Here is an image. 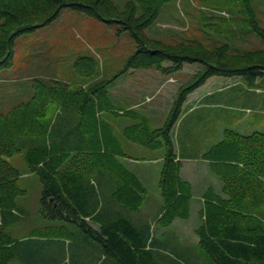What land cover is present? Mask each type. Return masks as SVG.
Listing matches in <instances>:
<instances>
[{
	"label": "trees",
	"instance_id": "obj_1",
	"mask_svg": "<svg viewBox=\"0 0 264 264\" xmlns=\"http://www.w3.org/2000/svg\"><path fill=\"white\" fill-rule=\"evenodd\" d=\"M175 1L130 0L120 9L115 0H0V71L13 66L17 38L49 26L66 8L116 24L119 33L129 32L136 42L135 53L111 79L89 89L64 81L35 80L27 101L7 112L0 106V264L15 259L14 247L20 243L7 229L20 218L18 199L25 191L18 185L19 170L6 158L22 152L29 171L43 185L44 217L81 228L84 237L100 243L109 264H185L168 259L160 246L165 242L153 233V226L167 229L175 220L191 216L193 189L180 175L175 126L188 97L213 77L238 78L241 87L262 89L264 49L232 53L227 45L209 48L199 42L150 38L146 30ZM242 4L250 30L264 43L253 0H242ZM186 64H199L202 69L179 88L165 124L154 130L144 123L127 128L136 143L165 148L159 179L163 210L154 221L145 220L141 229L131 215L141 210L146 188L112 149L117 136L99 115L109 110L107 89L130 70L170 75ZM75 66L80 77L99 72L92 58L80 57ZM52 105L60 108L55 117L50 114ZM204 159L227 195L224 199L212 189L204 195L202 224L196 234L208 264H264V133L242 135L226 129ZM93 251L89 255L97 256Z\"/></svg>",
	"mask_w": 264,
	"mask_h": 264
},
{
	"label": "rangeland",
	"instance_id": "obj_2",
	"mask_svg": "<svg viewBox=\"0 0 264 264\" xmlns=\"http://www.w3.org/2000/svg\"><path fill=\"white\" fill-rule=\"evenodd\" d=\"M128 1L130 0H115V3L118 8L123 9ZM253 7L258 23L264 28V0H253ZM248 21V15L243 12L242 0H177L165 6L158 21L146 30V34L152 39L167 43L199 42L209 48L227 45L232 53L264 49L263 40L250 30ZM119 28L116 24L66 8L49 26L17 38L13 66L0 71L2 112L27 101V98L33 95L35 80L64 81L89 89L102 80L114 77L136 51V42L131 34L119 33ZM80 57L94 59L98 74L90 78L80 77L75 66ZM169 65L168 62L164 64L166 67ZM201 69L199 64H186L183 70L170 75H163L157 70H130L117 79L110 90L128 86L130 90L134 87L141 89L143 82L139 81L140 77H146V80H153L155 83L159 81V77L165 76V83L158 84V92L151 94L150 90L154 88L150 89L149 85L145 84L149 90L143 100L148 102L145 104L147 106L153 102V98L159 96V107H163L161 110L168 107V111L172 109L179 88ZM129 76H135V79ZM133 80H138L139 83ZM238 81V78L213 77L188 97V102H198L207 94L201 105L190 110L188 117H181L175 127L174 143L177 150H180L181 146L183 153L196 154L218 143L226 129L242 135L264 133V87L249 89L237 85ZM142 97L140 94L138 98ZM115 105L118 107L117 111L125 109L126 106L120 102ZM56 111L60 112V108L52 105L50 114L53 117ZM143 114L145 116L144 112ZM158 117L159 115L154 120H158ZM114 120L109 116L103 121L111 128V122ZM162 125L152 120L149 123L150 129L153 130ZM120 128L123 129V124ZM120 128L118 132L121 134ZM111 131L117 133L115 130ZM188 141L191 142V147L187 146ZM128 154L137 160L123 163L132 172L143 174L142 178L147 187L146 206L154 213L159 201L162 205L159 177L163 160L159 162L158 157L165 155V148L162 146L152 150L136 145L128 149ZM6 159L19 170L18 185L25 191V195L18 199L20 218L7 229L14 239L20 241L14 247L15 259L9 264H109L100 251V243L87 235V238L84 237L81 228L44 217L41 203L43 185L39 176L29 171L25 152ZM199 175L212 178L209 174ZM215 176L217 182L214 186L217 192L227 199V195L222 192V181L216 174ZM210 189L204 186L198 188L190 205V208H193L191 217L178 221L170 228L175 234L166 235L161 240L165 242L160 244L162 252L168 259L185 264L209 263L207 254L199 246L196 231L202 224L200 211L204 195ZM157 235L160 236L159 232ZM92 251L98 255L90 256L89 252ZM85 256L90 258L84 259Z\"/></svg>",
	"mask_w": 264,
	"mask_h": 264
},
{
	"label": "crops",
	"instance_id": "obj_3",
	"mask_svg": "<svg viewBox=\"0 0 264 264\" xmlns=\"http://www.w3.org/2000/svg\"><path fill=\"white\" fill-rule=\"evenodd\" d=\"M164 77H162V78L159 77V81L155 82V83L152 82L153 80H146V77H140L141 79L139 78V81L143 82V86L141 89L138 87H134L132 90H130V87L128 86V87L121 88V89L117 88V90H110V87H111V85H113L115 83L114 82L113 84L110 85L109 89L107 90V95H108V92H109V95L107 96L108 99H107L105 107L109 108V110L101 112L99 117H101L103 120L107 119V117H109V116L113 117V119H115L114 122H111L112 127L110 129L115 130V132L117 131L118 134L115 133V135L117 136V141L113 140V143L111 144V146H112V149L116 148V149H114V151L116 153H119L122 155L120 157V160L122 163L126 162V161L134 162V160H137V159H134L133 157H130V155L128 154L129 148H133L136 145H140V146H145L146 149H151L146 145L138 144L135 141H133L130 138V136L127 135V130H128L127 128L134 126V125H137L139 123H144V122H145V125L149 126V123L151 120L156 122L157 124H163V125L166 122L167 116L169 115L171 109L166 111V108H168V107H166L165 110H161L163 107L162 108L159 107L161 105L160 104L161 101L158 100L159 96H156L155 99L153 98V102L149 103V105H147V106H145V104H147L148 102L145 101V99L143 100V98H146L145 93L147 92V90H149V89H146L145 84H148L149 85L148 87L150 89H151V87L154 88L153 90H150L151 92L149 91L151 94H153L154 92H158L160 90L159 89L160 86H158V84H160V83L164 84L165 83ZM129 78L135 79V76H129ZM153 79H156V78L153 77ZM139 81L133 80V82H135V83H139ZM140 94H142L143 97L139 99L138 97ZM205 96L203 98L199 99L198 102L196 100H193L191 103L187 101L184 108H183V113H182L181 117H183L184 115H186V117H188L189 111L194 109L195 107L201 105L202 101L205 100ZM140 100H143V101H140ZM149 100H151V99L149 98ZM119 102L126 105L125 109H123V110L119 109V111H117L118 107H116L115 104H119ZM143 112L145 113V116H144ZM157 115H159L158 120L157 119L154 120ZM181 117H180L178 123L180 122ZM182 123L180 124V126L182 125ZM122 124H123V129L120 128V125H122ZM119 128L121 129V132H122L121 134L118 132ZM187 146L191 147V142L189 143V141H188ZM211 147L204 148V149H202V151H200L196 154H192L190 152L185 154V153H183L181 146H180V150H177V148L175 146V149H176V152L178 155V160H180L182 162V168H181V172H180L181 178L184 181L188 182L192 186V189H193L192 201L195 198V195L198 191V188L202 187V186L210 187L217 194H220L219 192H217V190L214 186L215 183L217 182V180L215 178L216 177L215 173L211 170L210 162L208 160L204 159V155L206 154V152ZM152 150H155V149H152ZM123 154H124V156H123ZM158 158H159V162L161 160H163V162H164V156L163 157L159 156ZM154 160L158 161V159H154ZM145 161L148 162L149 160H145ZM125 166L127 167V165H125ZM160 174H161V171H160ZM199 174H209V175H212V178L208 177V176L205 177V176H202ZM136 175L139 178V180L141 181V183L143 184V186L147 189V187L145 186V181H143V178H142L143 174H136ZM146 204H147V202L145 201L141 210L137 213H132L133 215H131L133 224L136 227L141 228V229L145 228V222H146L145 220H147V223L154 221L161 214V212L163 210V199H162V205H160V201H159V206L157 207V210H155L154 213H152L150 211L151 208L146 206ZM203 206H204V200H203ZM203 206H202V209H203ZM191 209H193V208H191ZM147 212H150V213H147ZM150 214H152V215H150ZM178 221H180V219L175 220L174 223L171 225V227L176 225L178 223ZM91 225L94 229H96V230L98 229L97 224H91ZM153 227H154L153 233L155 234V237H159L160 240H162L166 235L175 234V232L170 229L171 227H169L167 229L160 228L159 226H153ZM155 228H156V230H155ZM157 232H159L160 236L157 235Z\"/></svg>",
	"mask_w": 264,
	"mask_h": 264
}]
</instances>
